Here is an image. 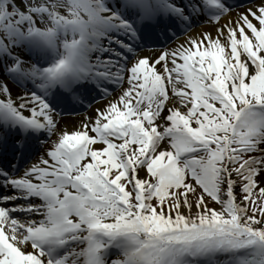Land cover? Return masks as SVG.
Segmentation results:
<instances>
[{
  "label": "snow or ice",
  "instance_id": "snow-or-ice-1",
  "mask_svg": "<svg viewBox=\"0 0 264 264\" xmlns=\"http://www.w3.org/2000/svg\"><path fill=\"white\" fill-rule=\"evenodd\" d=\"M0 264H264V0H0Z\"/></svg>",
  "mask_w": 264,
  "mask_h": 264
},
{
  "label": "bare ground",
  "instance_id": "bare-ground-1",
  "mask_svg": "<svg viewBox=\"0 0 264 264\" xmlns=\"http://www.w3.org/2000/svg\"><path fill=\"white\" fill-rule=\"evenodd\" d=\"M79 119L77 118V119H73V122L72 123H75L76 121H78Z\"/></svg>",
  "mask_w": 264,
  "mask_h": 264
}]
</instances>
